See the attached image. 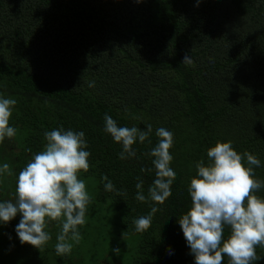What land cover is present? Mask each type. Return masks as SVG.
Here are the masks:
<instances>
[{
    "label": "trees",
    "instance_id": "1",
    "mask_svg": "<svg viewBox=\"0 0 264 264\" xmlns=\"http://www.w3.org/2000/svg\"><path fill=\"white\" fill-rule=\"evenodd\" d=\"M185 54L192 64L182 63ZM0 94L17 101L10 126L18 130L0 144V166L13 172L0 177V202L15 200L18 174L43 150L46 131H83L91 155L80 178L93 181V202L109 201L134 240L122 258L98 259L100 240L79 229L81 242L58 256V223L38 250L21 244L18 213L0 222V264H195L178 220L191 206L197 162L207 165L210 147L232 141L261 161L255 174L264 181V0H0ZM105 114L121 127L151 124V143L137 140L136 156L121 160ZM160 127L174 136L172 194L163 204L140 202L135 185L143 180L148 197L155 169L146 153ZM105 175L120 194L105 190ZM256 195L264 198V187ZM153 207L151 226L137 232L134 220ZM91 247L90 261L82 252ZM256 253L264 257V247Z\"/></svg>",
    "mask_w": 264,
    "mask_h": 264
},
{
    "label": "clouds",
    "instance_id": "2",
    "mask_svg": "<svg viewBox=\"0 0 264 264\" xmlns=\"http://www.w3.org/2000/svg\"><path fill=\"white\" fill-rule=\"evenodd\" d=\"M182 63L192 64L189 54H185ZM89 87H95L94 82ZM17 104L14 98H5L0 94V144L5 138L17 135V128L10 126V119ZM104 131L109 133L116 143L122 144L119 154L121 160L136 156L133 145L137 140L143 144L153 132L151 124L145 128L121 127L109 115L104 116ZM158 143L146 155L153 157L155 179L148 188V197L143 193V180H139L136 200L152 201L163 204L172 194L171 185L176 172L171 167L173 156V133L164 127L156 129ZM47 141L43 150L34 154L32 159L19 172L15 187V200L0 202V222L7 224L17 214L22 218L16 226L21 244H29L38 250L52 239L47 230L51 222H57L60 232L56 236L55 251L58 256L72 252L74 244L82 240L79 226L86 224V213L92 198L86 188L81 172L90 168L88 148L83 131L65 130L63 127L46 131ZM31 151V149H28ZM208 163L203 159L196 164L197 175L190 180L188 192L191 206L178 220L183 236L193 255L195 264H252L264 257L256 253L257 246L264 247V198L256 192L264 187V181L258 179L255 168L261 161L245 151L237 152L233 142L217 141L207 150ZM141 171L151 172L152 169ZM13 172L8 163L0 166V177ZM106 191L112 192L115 185L108 176ZM151 211L134 220L137 232L146 231L152 224ZM225 226L230 235L225 239ZM112 251L118 255L119 248Z\"/></svg>",
    "mask_w": 264,
    "mask_h": 264
},
{
    "label": "rangeland",
    "instance_id": "3",
    "mask_svg": "<svg viewBox=\"0 0 264 264\" xmlns=\"http://www.w3.org/2000/svg\"><path fill=\"white\" fill-rule=\"evenodd\" d=\"M85 182L92 202L88 206V211L86 213V224L79 226V229L84 233L86 241L94 243L95 240H100L93 245L96 249V258H106L107 255L114 254L112 251L114 248H119L122 253L133 247V236L129 234L126 235L120 230L117 211L107 200L93 202L95 193L93 181L87 179ZM93 247L82 252L85 259H90L91 261V249ZM102 254L106 255L101 257ZM117 256L122 258L120 254Z\"/></svg>",
    "mask_w": 264,
    "mask_h": 264
}]
</instances>
